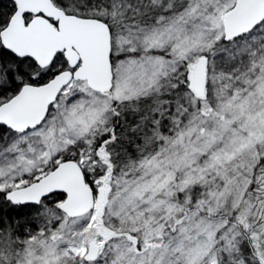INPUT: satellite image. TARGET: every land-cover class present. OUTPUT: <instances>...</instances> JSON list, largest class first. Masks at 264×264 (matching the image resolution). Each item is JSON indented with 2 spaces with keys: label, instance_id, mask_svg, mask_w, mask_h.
Here are the masks:
<instances>
[{
  "label": "snow or ice",
  "instance_id": "1",
  "mask_svg": "<svg viewBox=\"0 0 264 264\" xmlns=\"http://www.w3.org/2000/svg\"><path fill=\"white\" fill-rule=\"evenodd\" d=\"M0 264H264V0H0Z\"/></svg>",
  "mask_w": 264,
  "mask_h": 264
}]
</instances>
